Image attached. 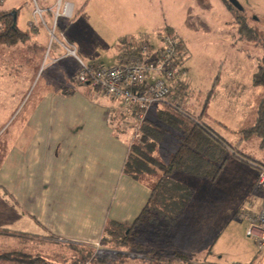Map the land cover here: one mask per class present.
<instances>
[{"label": "crops", "instance_id": "1", "mask_svg": "<svg viewBox=\"0 0 264 264\" xmlns=\"http://www.w3.org/2000/svg\"><path fill=\"white\" fill-rule=\"evenodd\" d=\"M60 1L62 5L66 2L72 4L73 17L59 18L58 28L78 48L79 57L88 66H99L100 61L104 60H95L89 47L81 43L73 19L101 18L105 19L103 22L107 26L106 20L113 23L112 34L108 35V31L105 33L108 41L116 42L118 46L119 41L130 37L125 34V28L133 24L131 19H137L142 10V0H0L3 5L0 13H11L15 17L16 26L29 33L30 40L38 48L44 49L40 30L31 26L36 19L34 13L37 8L40 9L51 28ZM44 31L47 33L48 29ZM104 44L101 43L102 46ZM61 50L58 47L47 61H42L41 67L46 70L58 69L65 78H62L63 84L57 79L56 86L48 91L35 96L33 92L29 97L34 98L33 102L28 109L26 106L29 99L25 102L20 121H12L1 134L4 139L0 140V232L12 235L0 234V239L13 246L20 242L21 234L40 240L53 237L62 242L99 243L110 222L133 224L152 193L150 185L124 173L131 142L128 136L118 134L115 124L110 121L113 113L131 116V109L123 107L119 112L121 102L114 106L111 104L113 98L88 85H69L66 81L67 72H79L80 65L73 57L62 58ZM99 93L103 96L96 95ZM241 94L246 104L248 97ZM244 108L221 109L219 115L216 109H203L200 114L194 115L201 116L204 123L243 153L248 141L254 138L244 140L242 131L255 125L258 111L246 109V105ZM226 114L231 116L226 117ZM258 146L264 148L261 141ZM176 147L178 141L172 148L168 147L169 156ZM255 160L264 164V155ZM258 166V163L241 155H233L213 181V189H217L215 191L228 193L232 198V202L224 204L223 223L226 229L245 208L255 212L259 210V206L253 204L257 197H250L253 187L258 185ZM177 174L187 179H205ZM228 175H232L228 183L221 180ZM172 176L176 177V173ZM241 218L247 225L246 229L243 228L244 235L251 224L247 217ZM212 226L209 227L207 237L202 232L192 237L196 242L195 256H216L215 260L208 261L209 264H264V257H257L256 240L248 236L250 241H247L245 249L237 251L236 257L217 251L222 239L225 238L224 242L229 239L226 238L229 233L226 229L220 230L222 228L219 229V224ZM13 233L18 235L13 236ZM176 253L189 256L183 250H161L156 255L170 259ZM6 254L10 253L2 255Z\"/></svg>", "mask_w": 264, "mask_h": 264}, {"label": "rangeland", "instance_id": "2", "mask_svg": "<svg viewBox=\"0 0 264 264\" xmlns=\"http://www.w3.org/2000/svg\"><path fill=\"white\" fill-rule=\"evenodd\" d=\"M237 1L246 11V21L255 30L257 39H250L246 33L240 32V15L228 7L226 0H142L141 15L137 19H131L133 24L125 28V34H128L129 38H138L136 44H149L154 49L160 45V36L169 34L185 41L188 54L182 68L185 70L186 81L190 84L189 91L183 94L174 92L168 100H178L181 107L192 114H200L203 109H216L215 112L219 115L221 109H245L244 105L246 109H258L263 98V90L252 84L251 80L253 81V76L264 58V0ZM2 7L0 2V8ZM2 19L0 13V33L5 29V19ZM73 20L76 31L80 33L77 35L81 36V43L89 47L93 58L103 59L104 61H100L101 65L115 66L119 57L118 46L116 42L108 41L114 24L106 20L107 26L103 22L105 19L101 18L75 17ZM38 21L44 49L38 48L30 39L11 47L0 44V137L12 121H20L25 102L33 92L35 96L48 91L56 86L57 79L60 84H63L61 81L65 79L58 69L46 70L41 67L42 61H47L59 46L51 41L48 32L45 33L46 28L39 18ZM46 22L49 23L47 19ZM105 31L109 32L108 35ZM36 33L38 32H34ZM62 53V58H65V53ZM66 78L69 85L82 87L77 79L78 71L73 74L67 72ZM241 93L248 97L246 104ZM96 95L103 96L100 93ZM33 99H29L26 109ZM111 104L118 106L120 101L114 100ZM161 109H165L163 104L154 103L146 112L144 120L154 122L166 131L153 156L159 162L168 164L169 158L179 148L181 134L177 129H170L159 120ZM113 121L118 134L128 136L131 144L136 142L140 119L118 115ZM2 139L4 137L0 140ZM176 141L178 147L169 156L168 149L172 148ZM248 143L243 154L246 153L253 159L263 157L264 148H259V139L254 138ZM230 156H233V153L230 152L228 158ZM177 173L172 179L186 185L192 195L174 223L156 216L148 218V223L141 224L132 231L128 242L122 237L117 240L109 238L96 244L70 243L53 237L40 240L23 235L20 236L17 246H13L12 243L0 239V255L10 253L15 256L24 254L41 257L50 264H164L159 260L164 257L156 255L161 250H183L189 256L178 253L183 256L181 264H208V261L215 260L216 256H195L196 242L192 237L197 232H202L207 237L209 227L213 228L212 225L219 224L218 227H221L222 231L226 229L223 223L224 204L232 202L231 195L215 191L217 189H213L212 179H187ZM231 176L221 180L228 183ZM161 177V172H156L141 178L142 182L153 186ZM250 197L264 198V188L255 185ZM243 213L244 210L237 214L235 222L227 227L226 232L229 234L226 238L229 239L225 242V238L222 239L217 251L236 257L237 251L245 249L249 239L246 232L243 235L247 226L246 221L241 218ZM0 234L10 235L7 232ZM181 236L185 238L180 239ZM0 264L19 263L1 260Z\"/></svg>", "mask_w": 264, "mask_h": 264}, {"label": "trees", "instance_id": "3", "mask_svg": "<svg viewBox=\"0 0 264 264\" xmlns=\"http://www.w3.org/2000/svg\"><path fill=\"white\" fill-rule=\"evenodd\" d=\"M226 2L231 10H236L240 15L242 9L239 10L232 6L229 0H226ZM1 17L5 19V29L0 33L1 45L11 47L30 39L29 33L21 31L16 26L15 17H13L11 13H1ZM238 20L240 21V32L246 33L250 39H257L255 30L250 27L246 19L239 16ZM136 40H138V38L122 39L119 41L118 58L124 55L137 53L139 45L136 44ZM179 41L180 53L177 61L183 64L187 60L188 52L184 42L182 40ZM253 84L260 87L264 93V58L261 60V64L253 76ZM189 87L190 84L188 81H185L181 87L172 85V93H187ZM161 104L165 106V109H161L158 116L159 120L168 128L177 129L180 132L179 148L176 153L169 158L168 164L159 162L153 154L162 142L166 131L163 127L149 120H144L141 123L139 129H137V143H132L130 146L128 157L125 162L124 173L138 181H142V176L154 174L156 172H161L162 177L157 184L150 186L152 192L150 199L137 220L131 225L114 221L110 222L104 230L102 241H107L109 238L117 240L123 237L128 242L129 239H131L129 236L132 231H135L141 224L144 225L147 221L149 222L150 219L148 218L154 216L160 219L165 218L170 223H174L192 195L191 190L186 185L172 179V175L177 172L194 177L215 180L225 167L230 152L233 153L234 156L239 157L241 155L249 161L258 163L259 169L260 166L264 168V164L239 152L236 147L230 145L224 138L204 123L201 120V116H195L183 109L178 101H176V104L168 101H164ZM123 107L124 105L122 104L119 107V112L122 111L121 109H124ZM131 113L132 117H137L136 109H131ZM118 115L119 114L114 113L111 114V123L114 122L113 118ZM127 115L128 114L123 115L124 118H127ZM242 136L244 140L257 138L264 147V94L258 106L255 125L250 129L242 131ZM136 234L138 235L137 232ZM14 235L17 236L18 234ZM21 236L23 235L21 234ZM127 242L125 244H127ZM258 256L263 257L259 251L257 257ZM182 257L183 256L176 253L173 254L170 259L160 258L159 260L170 264H181ZM1 260L12 261L19 264H50L41 257H33L24 254L20 256L10 254L0 255V261ZM183 263L187 262L183 261Z\"/></svg>", "mask_w": 264, "mask_h": 264}, {"label": "built area", "instance_id": "4", "mask_svg": "<svg viewBox=\"0 0 264 264\" xmlns=\"http://www.w3.org/2000/svg\"><path fill=\"white\" fill-rule=\"evenodd\" d=\"M36 19L32 27L38 28L41 20L48 29L51 41L62 49L65 57L75 58L79 65L78 82L88 85L94 90L120 101L127 109H136L137 118L144 121L146 112L154 103L168 101L176 104L178 100H168L172 94V85L181 87L186 81L185 70L177 59L180 53V41L171 35L160 36V45L154 49L149 44L139 45L138 52L118 58L115 66L104 65L88 66L78 55V48L67 38L66 34L58 28L61 17L71 19L73 6L66 2H59L54 13L52 27L46 23L43 12L36 9ZM57 32L59 33L57 35ZM53 45V44H52ZM139 124V126L141 125ZM137 126V129H139ZM258 186L264 188V168L260 167ZM259 210L245 208L242 217H247L251 227L247 231L249 238L255 239L260 254L264 257V199L254 201ZM249 205V204H248ZM247 205V206H248ZM246 206V207H247Z\"/></svg>", "mask_w": 264, "mask_h": 264}, {"label": "water", "instance_id": "5", "mask_svg": "<svg viewBox=\"0 0 264 264\" xmlns=\"http://www.w3.org/2000/svg\"><path fill=\"white\" fill-rule=\"evenodd\" d=\"M229 2L231 3L232 6H234L235 8L241 10L242 7L240 5V3L237 0H229Z\"/></svg>", "mask_w": 264, "mask_h": 264}, {"label": "flooded vegetation", "instance_id": "6", "mask_svg": "<svg viewBox=\"0 0 264 264\" xmlns=\"http://www.w3.org/2000/svg\"><path fill=\"white\" fill-rule=\"evenodd\" d=\"M246 11L242 8L241 12H240V16L244 17L246 19V15H245ZM253 29V28H252Z\"/></svg>", "mask_w": 264, "mask_h": 264}]
</instances>
